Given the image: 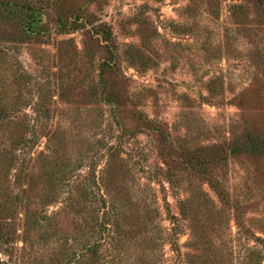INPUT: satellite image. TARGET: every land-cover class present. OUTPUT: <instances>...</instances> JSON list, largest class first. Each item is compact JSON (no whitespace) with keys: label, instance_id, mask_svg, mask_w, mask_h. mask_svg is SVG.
Masks as SVG:
<instances>
[{"label":"rangeland","instance_id":"1","mask_svg":"<svg viewBox=\"0 0 264 264\" xmlns=\"http://www.w3.org/2000/svg\"><path fill=\"white\" fill-rule=\"evenodd\" d=\"M2 3L0 264H264V0Z\"/></svg>","mask_w":264,"mask_h":264},{"label":"trees","instance_id":"2","mask_svg":"<svg viewBox=\"0 0 264 264\" xmlns=\"http://www.w3.org/2000/svg\"><path fill=\"white\" fill-rule=\"evenodd\" d=\"M3 0H0V6L3 5L2 3ZM6 5H12V3L6 1ZM38 20L35 18L30 21V26L33 27L35 25V22ZM30 34L36 33V29H26ZM107 33V38L110 37V31H103ZM6 104H8V101H4ZM27 124H25L24 121L21 123H17L15 126V136L16 138L14 140H22L23 143H28L29 138L25 136V130ZM264 152V137L260 135H256L254 133H248L244 138L241 140L240 143H238L236 146L231 148V154H238V153H243L247 155H258L260 153ZM6 157V155H5ZM7 158V157H6ZM203 158V157H202ZM8 160L3 161V159H0V168L3 169V171H6L7 168H9L12 163H11V158H7ZM204 162V161H203ZM185 163V162H184ZM189 164L191 167L198 168L200 169V166H202V159L201 156L199 155V152L195 153L194 155L187 156L186 164ZM19 211L15 206H9L7 209L1 210L0 209V220L4 221H12L18 218L19 216ZM1 229V227H0ZM1 232V231H0Z\"/></svg>","mask_w":264,"mask_h":264}]
</instances>
